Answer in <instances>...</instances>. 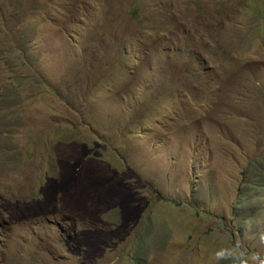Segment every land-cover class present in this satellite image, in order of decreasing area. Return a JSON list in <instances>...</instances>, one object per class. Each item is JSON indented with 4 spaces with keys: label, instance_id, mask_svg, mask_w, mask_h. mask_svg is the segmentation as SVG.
Masks as SVG:
<instances>
[{
    "label": "rangeland",
    "instance_id": "rangeland-1",
    "mask_svg": "<svg viewBox=\"0 0 264 264\" xmlns=\"http://www.w3.org/2000/svg\"><path fill=\"white\" fill-rule=\"evenodd\" d=\"M262 233L264 0H0V264H229Z\"/></svg>",
    "mask_w": 264,
    "mask_h": 264
},
{
    "label": "clouds",
    "instance_id": "clouds-1",
    "mask_svg": "<svg viewBox=\"0 0 264 264\" xmlns=\"http://www.w3.org/2000/svg\"><path fill=\"white\" fill-rule=\"evenodd\" d=\"M261 239L264 241V233L261 234ZM233 253H235L239 259H236ZM213 256L216 260L225 258L228 260L229 264H264V259L260 258L259 253L249 252L246 248L238 249L235 245L218 249Z\"/></svg>",
    "mask_w": 264,
    "mask_h": 264
},
{
    "label": "trees",
    "instance_id": "trees-1",
    "mask_svg": "<svg viewBox=\"0 0 264 264\" xmlns=\"http://www.w3.org/2000/svg\"><path fill=\"white\" fill-rule=\"evenodd\" d=\"M260 157H261V156H260ZM255 161H256L257 164L261 165L260 162H259V156H258V155H257V157L255 158ZM261 166H263V165H261Z\"/></svg>",
    "mask_w": 264,
    "mask_h": 264
}]
</instances>
